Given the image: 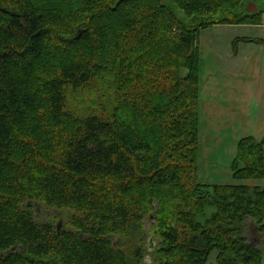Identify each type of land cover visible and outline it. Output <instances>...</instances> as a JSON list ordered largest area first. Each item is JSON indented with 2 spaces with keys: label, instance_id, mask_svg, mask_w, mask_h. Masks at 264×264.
<instances>
[{
  "label": "trees",
  "instance_id": "1",
  "mask_svg": "<svg viewBox=\"0 0 264 264\" xmlns=\"http://www.w3.org/2000/svg\"><path fill=\"white\" fill-rule=\"evenodd\" d=\"M245 1L0 0V264H138L147 219L156 264H262L264 186L198 179L197 39ZM231 170L264 177V134Z\"/></svg>",
  "mask_w": 264,
  "mask_h": 264
},
{
  "label": "rangeland",
  "instance_id": "2",
  "mask_svg": "<svg viewBox=\"0 0 264 264\" xmlns=\"http://www.w3.org/2000/svg\"><path fill=\"white\" fill-rule=\"evenodd\" d=\"M165 1V0H164ZM264 9V0H246L244 10L255 12ZM264 16V15H263ZM264 19V18H262ZM249 39V40H244ZM264 39L263 25L215 24L200 30L197 39L199 56V151L198 179L211 184H238L264 186L263 178L236 179L232 176L231 163L236 155L237 142L246 136L260 139L264 134ZM71 110L85 113L99 105L92 104V97L81 101L83 92H70ZM101 99V105L106 103ZM75 108V109H74ZM36 208L39 220L46 215ZM214 207L205 208L208 217ZM54 224L66 223L59 215ZM151 220L145 221L142 243L147 250L138 264H156L148 252L156 247L151 238ZM118 235L112 236L116 241ZM249 241L258 243L264 264V233L248 223ZM111 238V239H112ZM151 238V240H150ZM217 251L213 250L206 264H218ZM137 264V263H135Z\"/></svg>",
  "mask_w": 264,
  "mask_h": 264
},
{
  "label": "crops",
  "instance_id": "3",
  "mask_svg": "<svg viewBox=\"0 0 264 264\" xmlns=\"http://www.w3.org/2000/svg\"><path fill=\"white\" fill-rule=\"evenodd\" d=\"M263 18H264V16H263ZM250 25H252V24H250ZM260 25L264 26V19H262V24H260Z\"/></svg>",
  "mask_w": 264,
  "mask_h": 264
},
{
  "label": "water",
  "instance_id": "4",
  "mask_svg": "<svg viewBox=\"0 0 264 264\" xmlns=\"http://www.w3.org/2000/svg\"><path fill=\"white\" fill-rule=\"evenodd\" d=\"M59 226H60V224H58V228H59ZM151 238H153V235L151 236ZM151 238H150V240H151Z\"/></svg>",
  "mask_w": 264,
  "mask_h": 264
}]
</instances>
